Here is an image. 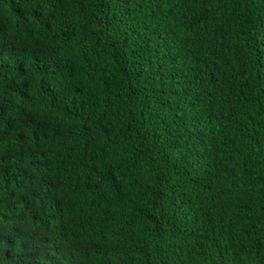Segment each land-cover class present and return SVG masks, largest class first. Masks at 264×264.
Here are the masks:
<instances>
[{"label": "trees", "instance_id": "16d2710c", "mask_svg": "<svg viewBox=\"0 0 264 264\" xmlns=\"http://www.w3.org/2000/svg\"><path fill=\"white\" fill-rule=\"evenodd\" d=\"M0 264H264V0H0Z\"/></svg>", "mask_w": 264, "mask_h": 264}]
</instances>
